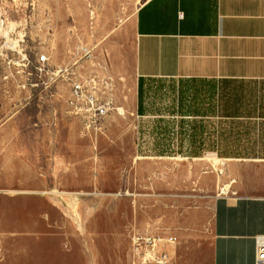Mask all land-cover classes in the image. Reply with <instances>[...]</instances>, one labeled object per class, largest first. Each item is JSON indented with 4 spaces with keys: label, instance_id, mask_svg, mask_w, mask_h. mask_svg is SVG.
I'll return each mask as SVG.
<instances>
[{
    "label": "crops",
    "instance_id": "1",
    "mask_svg": "<svg viewBox=\"0 0 264 264\" xmlns=\"http://www.w3.org/2000/svg\"><path fill=\"white\" fill-rule=\"evenodd\" d=\"M134 3L125 0L111 88L99 96L112 106L91 130L101 134L92 150L120 135L121 152L89 165L136 167L131 186L120 169L119 185L105 189L122 192L115 241L124 245L105 264H255L264 236V0ZM75 80L88 86L90 78ZM57 212L44 202L0 220V264H49L52 242L61 264H72L69 240L50 237L64 228L50 220ZM106 212L112 235L113 208Z\"/></svg>",
    "mask_w": 264,
    "mask_h": 264
},
{
    "label": "rangeland",
    "instance_id": "2",
    "mask_svg": "<svg viewBox=\"0 0 264 264\" xmlns=\"http://www.w3.org/2000/svg\"><path fill=\"white\" fill-rule=\"evenodd\" d=\"M134 1L138 6L140 0ZM126 14L125 0H0V220H12L14 209L52 205L58 214L51 222L64 228L51 230L50 237L58 232L69 240L72 264H86L89 256L105 264L106 256L124 248L115 241L123 236L122 192L108 195L105 189L119 185L120 169L128 171L131 186L136 167L89 165L91 158L119 157L121 136L92 150L101 134L84 130L67 103L75 78H90L98 96L111 88L107 78L116 42L121 44L116 30ZM62 172L67 179L59 181ZM106 205L113 208L112 235H106ZM58 243L49 247V264L66 260Z\"/></svg>",
    "mask_w": 264,
    "mask_h": 264
},
{
    "label": "built area",
    "instance_id": "3",
    "mask_svg": "<svg viewBox=\"0 0 264 264\" xmlns=\"http://www.w3.org/2000/svg\"><path fill=\"white\" fill-rule=\"evenodd\" d=\"M94 91L82 83L75 82L69 101L70 113L83 118L84 129L87 131L97 129L100 120L106 116L109 107L112 106L110 101L104 102ZM137 242L152 245L151 241L142 238H138ZM255 264H264V236L256 238Z\"/></svg>",
    "mask_w": 264,
    "mask_h": 264
}]
</instances>
